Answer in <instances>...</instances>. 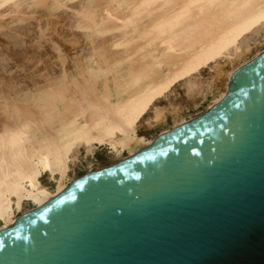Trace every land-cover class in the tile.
<instances>
[{
	"label": "water",
	"instance_id": "obj_1",
	"mask_svg": "<svg viewBox=\"0 0 264 264\" xmlns=\"http://www.w3.org/2000/svg\"><path fill=\"white\" fill-rule=\"evenodd\" d=\"M0 264H264V50L204 113L1 229Z\"/></svg>",
	"mask_w": 264,
	"mask_h": 264
},
{
	"label": "bare ground",
	"instance_id": "obj_2",
	"mask_svg": "<svg viewBox=\"0 0 264 264\" xmlns=\"http://www.w3.org/2000/svg\"><path fill=\"white\" fill-rule=\"evenodd\" d=\"M83 8L80 27L102 41L75 71L64 58L61 76L38 95L7 96L0 108L2 230L25 201L39 206L66 189L75 144L147 146L135 110L264 18V0H91ZM45 173L54 192L41 183Z\"/></svg>",
	"mask_w": 264,
	"mask_h": 264
},
{
	"label": "rangeland",
	"instance_id": "obj_3",
	"mask_svg": "<svg viewBox=\"0 0 264 264\" xmlns=\"http://www.w3.org/2000/svg\"><path fill=\"white\" fill-rule=\"evenodd\" d=\"M90 1L4 0L0 3V108L7 96L38 95L49 82L61 76L64 58L68 70L75 71L91 52L92 41H102L79 25V13ZM262 50L264 18L177 77L167 88L152 94L133 114L136 134L150 145L159 134L201 115L226 96L230 74ZM71 152L67 185L88 172L126 158L134 150L126 147L117 152L103 145L75 144ZM40 180L47 190L55 191L57 183L50 175L45 173ZM36 206L33 201H25L14 215L18 219ZM1 229L4 224L0 220Z\"/></svg>",
	"mask_w": 264,
	"mask_h": 264
}]
</instances>
